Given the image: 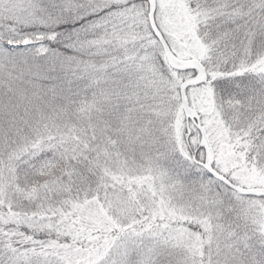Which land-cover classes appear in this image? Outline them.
<instances>
[{
	"label": "snow or ice",
	"instance_id": "snow-or-ice-1",
	"mask_svg": "<svg viewBox=\"0 0 264 264\" xmlns=\"http://www.w3.org/2000/svg\"><path fill=\"white\" fill-rule=\"evenodd\" d=\"M0 264H264V0H0Z\"/></svg>",
	"mask_w": 264,
	"mask_h": 264
}]
</instances>
